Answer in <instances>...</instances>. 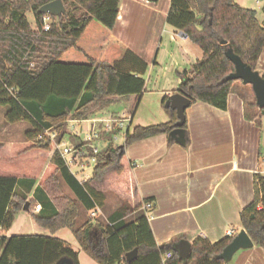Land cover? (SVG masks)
I'll return each mask as SVG.
<instances>
[{
	"label": "trees",
	"instance_id": "trees-1",
	"mask_svg": "<svg viewBox=\"0 0 264 264\" xmlns=\"http://www.w3.org/2000/svg\"><path fill=\"white\" fill-rule=\"evenodd\" d=\"M50 1L0 0V106L6 107V122L30 124L23 142L0 143V264H59L65 260L78 264L77 251L55 236L63 228L70 230L81 250L98 264H162L166 251H172L169 264H226L216 255L233 237L211 242L197 236L183 261L174 243L156 244L140 210L150 199L139 195L125 148L173 129L177 117L165 106L168 97L162 99L170 116L167 122L127 128L121 145L114 144L110 134L104 135L106 145L95 154L92 175L84 182L76 179L58 151H52L54 142L64 138L70 120H85L89 115L112 117L114 112L107 107L114 98H139L147 62L111 37L119 0H61L65 12L50 15V28L42 31L45 14L39 8ZM27 12L33 15L34 28ZM166 22L202 51L188 70L176 72L180 80L176 92L191 103L224 110L237 81L225 80L234 71L226 51L231 48L256 70L264 48V19L260 23L255 10L234 0H170ZM261 76L264 79V71ZM183 128L187 143L186 121ZM46 129L55 134L54 139ZM85 153L92 155V149L87 147ZM63 184L72 196L64 194ZM107 192L117 195L120 205L106 218L92 217L90 211L104 208ZM26 203L33 222L49 235L1 233ZM37 203L40 209L35 211ZM83 212L86 218L76 226ZM239 219L253 244L264 247V176L259 173L253 175V197L240 210ZM134 249L136 256L127 260V253Z\"/></svg>",
	"mask_w": 264,
	"mask_h": 264
},
{
	"label": "crops",
	"instance_id": "crops-1",
	"mask_svg": "<svg viewBox=\"0 0 264 264\" xmlns=\"http://www.w3.org/2000/svg\"><path fill=\"white\" fill-rule=\"evenodd\" d=\"M234 2L245 7L242 0ZM254 3L256 9H250L255 10L257 20L262 23L264 0ZM169 7L170 0H119L111 37L142 57L147 70L141 96L128 100V109L114 112L113 116L130 113L133 121L134 110L150 85L156 102L165 112L164 118L156 115L153 124L170 119L162 99H169L176 92L180 82L176 72L188 70L198 53L190 48L191 41L181 31L166 22ZM258 67L264 71V48ZM123 98L116 97L112 102ZM254 101L252 90L234 82L224 110L203 102L191 103L186 108L189 138L186 146L169 143L167 135L160 134L125 148L139 195L150 199L149 213L153 219L149 224L158 246L180 240L191 243L197 236L215 242L225 237L228 229L234 233L236 226L242 229L239 213L253 197V175L264 171L257 126L261 111L254 109ZM107 111H110L108 107ZM104 203L106 206V194ZM22 214L17 213L11 226L1 229V233L27 235L15 228L24 224ZM67 243L77 251L81 264V248ZM226 264H264V247L253 244L251 248L241 249Z\"/></svg>",
	"mask_w": 264,
	"mask_h": 264
},
{
	"label": "rangeland",
	"instance_id": "rangeland-1",
	"mask_svg": "<svg viewBox=\"0 0 264 264\" xmlns=\"http://www.w3.org/2000/svg\"><path fill=\"white\" fill-rule=\"evenodd\" d=\"M242 3H244V6L247 8H253L256 9V4L254 3V0H242ZM31 26L34 28V18L33 15L29 12L26 13ZM190 48H192L194 51H196V54L198 53L195 62L197 60H199L202 57V51L201 49L190 42ZM192 50V51H193ZM259 74H262V69L260 67H258L256 69ZM240 87H243L245 84H243L241 81L237 80L235 81ZM245 87L251 91L252 88L250 85H245ZM130 99H134V97L128 98V99H121L119 101H114L111 102L108 106V109L110 111L113 112H120L122 110H127L128 106H129V101ZM157 100L155 99V92L150 89V85L147 86V92L143 95L142 99L140 100L139 104H137L135 110H134V118L132 121V124H128V128H132L134 125H150L155 123V116L157 115H162V118H164V110L162 109V106L160 105V103L156 102ZM255 103V101H254ZM254 106V104H253ZM254 109L257 111L258 107L254 106ZM156 110V112H155ZM261 111V110H260ZM6 112V107L5 106H0V143L2 142H11V143H19V142H23L25 140V133L27 130L30 129V124L27 121H17V122H6L4 119V114ZM127 112V111H126ZM91 117H94L92 115H89ZM124 116V115H123ZM122 117V116H121ZM89 123L86 121L83 122H77L74 121L72 123H68L67 125V131L66 134L64 136L63 139V143H67L68 145L73 144V141H76V139L74 140L72 138V136H74L75 138H77L75 135H79L80 137L84 136L86 130L89 127ZM257 126L260 127V132H259V145H260V161L262 164V158H264V111L260 113V118H258L257 121ZM78 141V140H77ZM76 141V142H77ZM123 142V136L120 134V136L118 137L116 143V145H121ZM105 142H100L99 146L100 148H103L106 144H104ZM262 166V165H261ZM89 168H86L84 170V173L89 174V172H91L92 167H93V163H90V166H88ZM264 170V167H262ZM61 180V179H60ZM63 192L66 195L72 196L71 192L69 191V189L63 184ZM107 203L106 206L102 209L101 213L97 214L96 217L99 218H106L108 214H110L116 207H118L121 203V199L115 195L112 192H107ZM150 210H147V213L150 215ZM21 213H23V217H24V224L20 227L18 225L14 224V227L17 229H19V232L21 233H27V234H32V233H45L47 235H49V231H47L46 229L38 226L37 224H35L32 220V218L30 217V215L25 211H22ZM87 215L89 216V213H87ZM87 216V217H88ZM86 218V213H82V215L80 217H78L75 220V225L79 226L81 225V223L84 221V219ZM237 232L235 234H237L240 229L238 226L235 227ZM234 234V235H235ZM55 236H59L61 238H64L67 240V242H70L72 244V246H76L77 242L76 240L73 238L72 234L70 233V230L67 228H63L59 231H57L55 233ZM80 261L81 264H98L97 262H95L93 259H91L85 252H81L80 254ZM190 264H196L195 261H192Z\"/></svg>",
	"mask_w": 264,
	"mask_h": 264
},
{
	"label": "water",
	"instance_id": "water-1",
	"mask_svg": "<svg viewBox=\"0 0 264 264\" xmlns=\"http://www.w3.org/2000/svg\"><path fill=\"white\" fill-rule=\"evenodd\" d=\"M39 12L43 14H50L58 16L65 12V6L61 0H53L45 3L39 8ZM227 58L234 64V71L225 77V80H239L245 85H250L255 97L256 105L259 109L264 107V79L257 70H252L246 63H244L239 56L235 55L231 48L226 51ZM191 104L190 99L181 95L178 92L170 95L166 100L165 106L175 111L177 121L174 127L167 134V139H171L174 143L181 146H186L185 130L183 124L186 121L185 110ZM27 204L23 207V211H27ZM264 228V223H263ZM253 246V242L246 231L242 228L235 234L229 244L216 255V259H221L224 263L231 261L233 255L241 250L248 249ZM174 249L177 251L180 260L186 261L191 250V243L187 240H180L174 244ZM136 249L127 253V260H132L136 256ZM59 264H70L68 261H63ZM123 264V263H121Z\"/></svg>",
	"mask_w": 264,
	"mask_h": 264
},
{
	"label": "built area",
	"instance_id": "built-area-1",
	"mask_svg": "<svg viewBox=\"0 0 264 264\" xmlns=\"http://www.w3.org/2000/svg\"><path fill=\"white\" fill-rule=\"evenodd\" d=\"M51 16L50 14H45L42 18L41 28L42 31H47L50 28L51 24ZM131 114L126 113L124 116H112V117H91L85 120H70L69 123L74 121L83 122L86 121L89 123V127L86 130L84 136L80 137L79 135H75L78 139L76 144L63 143V139L60 141H55L53 145V150L58 151L62 158L65 160L72 174L76 177V179L80 182H84L88 180L92 175V170L94 168L96 158L95 154L101 149L99 146L100 142L104 141V135L110 134L112 141L116 143L120 134L124 138V133L128 128V124L131 122ZM47 135L50 136L51 139L55 138V134L50 132L49 129L44 131ZM106 143V142H105ZM104 143V144H105ZM90 147L92 149V155H86V148ZM90 163H93V167L89 174L84 173L86 168H89ZM261 175L264 176V171L261 172ZM151 202H143L140 210L145 214L148 222H150L153 217L147 213V210L151 209ZM40 209V204L35 205V211ZM101 213V210L97 207L96 209L90 211V215L95 217L97 214ZM233 229H228L226 231V236L233 237L234 236ZM172 257V251H166L161 256L162 264H169V259Z\"/></svg>",
	"mask_w": 264,
	"mask_h": 264
}]
</instances>
